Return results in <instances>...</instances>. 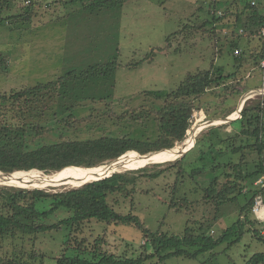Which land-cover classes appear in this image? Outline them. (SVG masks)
Listing matches in <instances>:
<instances>
[{"label":"rangeland","instance_id":"obj_1","mask_svg":"<svg viewBox=\"0 0 264 264\" xmlns=\"http://www.w3.org/2000/svg\"><path fill=\"white\" fill-rule=\"evenodd\" d=\"M91 1L34 0L37 6L35 17L30 22L11 25L4 20L0 24L1 95L61 80L54 92L34 96L27 104V122L43 127L44 134L40 139L43 145L127 135L143 141H154L158 135L157 113L165 104L164 99L158 96L166 97L180 86L187 75L208 70L213 65L222 66L225 75H232L242 56L248 59L253 52L263 51L264 48L262 24L256 27L252 22L250 26H243L244 22L254 19L253 0H238L228 11L227 7L232 0H111V5L102 7ZM24 4V0H0V17L7 19L10 15H23L28 10ZM255 9L259 10V16L261 13L264 15V0H258ZM225 11L228 13L225 19L213 26V19L210 18L213 17L212 12L222 15ZM236 50L241 51V54L237 55ZM112 62L116 64L112 73L95 77L83 74L92 66ZM247 63L241 67L238 80L229 83L227 88L210 90L196 101L202 110L194 112L187 139L204 123L227 117L234 120L215 124L213 127L216 128L209 135L203 136L201 133H207L213 127L205 128L196 136L194 145L185 151L189 150L185 162L188 171L198 167L194 164L200 154L196 146L207 150L213 141L216 144L222 137L237 133L238 126L231 123L242 119L241 113L237 115L240 106L243 109L246 103L264 98V71L251 59ZM5 109H2L5 114L0 120L3 118L15 124L21 123L19 114H15L10 107ZM230 110H234L233 113L225 115ZM125 113L128 114L123 118L127 119L119 121L118 117ZM70 115L73 118L67 120ZM202 116L200 123L198 120ZM83 119L87 122H79ZM49 128L54 131L49 132ZM199 138L204 141L197 145ZM183 153L169 160L146 161L137 167L129 166L115 171L120 173L148 166L151 167L148 169L155 171L152 165L180 160ZM132 154L146 156L137 152ZM122 157L100 167L115 163L120 165L123 163L121 160L133 156ZM85 168H70L52 175L31 171L42 175L26 177L21 174L30 172H16L7 176L0 173V186L8 185V181H11L9 186L56 192L113 175L80 183L72 177L75 173L70 174L80 171L86 173L92 169ZM260 178L253 183V187L247 185L238 202L222 208V217L209 230V235L217 239L240 216L243 223L241 227L238 226V230L242 229V234L238 237L239 231L233 233L231 241L238 237L233 244L220 243L215 249L194 259L170 258L158 264H247L254 255L264 254V223H256L252 213L241 212L246 204L244 194L252 189L261 191V186L257 185ZM206 179L201 176L195 184L189 172H184L179 178L177 194L172 191L175 185L173 176L168 181L143 182L140 184V192L132 199L111 197L109 203L124 214L135 211L134 214L141 218L143 226L155 234L181 236L187 227L198 229L204 223L205 184L201 181L204 183ZM149 189L153 190L147 192ZM171 195L176 201L187 199L195 201V204L180 211L174 207L169 208L167 201ZM67 216V212L61 211L47 222L55 223ZM244 217L249 222L245 223ZM96 222L94 220L86 225L81 236L86 237L90 243L89 249H93L97 234L103 240V249L115 255L123 256L128 244L137 251L142 250L139 249L142 245L148 244L145 234L134 226ZM88 229L95 232L91 233ZM62 236L51 232L8 239L0 242V256H20L27 260L34 258L32 262L36 264H56L55 258L62 252ZM156 261L151 260L147 264Z\"/></svg>","mask_w":264,"mask_h":264},{"label":"trees","instance_id":"obj_2","mask_svg":"<svg viewBox=\"0 0 264 264\" xmlns=\"http://www.w3.org/2000/svg\"><path fill=\"white\" fill-rule=\"evenodd\" d=\"M110 1L93 0L91 2L102 7L103 5H111L113 2ZM237 1L232 0L226 11L230 10L231 7L233 8V4ZM35 6L37 5L34 2L27 5L28 10L23 15H10L7 19L0 17V24L4 20L10 22L11 25H23V23L30 22L35 17ZM256 7L252 8L255 12L254 19L250 22H244V27L250 26L252 22L256 27L261 24L262 27L264 26V16L262 14L259 16V10H256ZM226 11L222 15H215L216 13L212 12L213 17L210 18L213 19V26L225 19L224 17L228 15ZM206 22H204L205 26ZM202 27L204 26L202 25ZM11 28L16 29L17 27ZM213 28L215 30V27ZM204 29L203 31H205ZM261 39L263 40V37ZM214 46H216L215 43ZM239 52L241 54V51ZM250 59L262 69L264 48L263 51L253 52L248 59L242 56L235 73L232 75H225L222 66L213 65L208 70L187 75L180 86L166 97L158 96V98L164 99L165 104L157 113L158 135L154 141H143L127 135L82 141L67 140L43 145L40 141L44 134L43 127L27 122V104L34 96L54 92L55 88L61 84V80L49 84H39L22 91L0 94V117L5 114H3L7 110L5 108L10 107L15 114H19L20 119L22 118L19 124L5 121L3 118L0 120V173L11 175L16 172H30L21 175H42L31 172L40 171L46 175H52L63 169L71 170L70 168L73 167L95 169L106 165V163H112L125 154L127 155L123 157L137 156L134 155L135 153L132 154L133 152L148 155L173 149L186 140L194 112L202 110L196 101L206 92L227 88L229 83L238 80L241 67L248 65L247 62ZM115 66L114 62L95 65L83 74L89 77L108 74L116 69ZM233 111L230 110L225 115L230 116ZM127 114L119 116L118 120H126L127 118H123V116L125 117ZM241 114L242 119L240 121L231 123L238 126L237 133L228 135L226 138L222 137L216 144L213 141L207 150H204V147L196 146L200 154L194 164L198 167H193L191 171L187 170L185 164L187 155H189L187 153L180 160L152 165L153 169H156L155 171L148 169L151 168L148 166L138 170L116 172L102 180L92 181L80 187H68L56 192L1 185L0 242L23 236H39L51 232L60 233L64 240L62 252L60 256L55 258L56 264H147L151 260H158L153 263L158 264V262L162 263L170 258L194 259L215 249L220 243L230 242V245L233 244L242 234V229L238 230V226L241 227L243 223L240 216L237 222L227 228L217 239L213 238V235H209V230L222 217L224 206L238 202L247 185L253 187V183L264 176V98L250 104L246 103ZM70 118H73V115L68 116L67 120ZM79 122L87 121L83 119ZM214 128L216 127L209 129L207 133H203V131L201 135H209ZM48 131L53 132L54 129L49 128ZM204 139L199 138L197 145ZM164 165L169 166L162 169L161 167ZM175 167L178 168L177 171ZM184 172H189L195 184L198 183L201 176L207 178L204 183L201 181L202 184H205V220L198 229L187 227L181 236H170L164 233L155 234L143 226L141 218L134 214L135 211L124 214L118 212L109 203L111 197L122 196L126 199H132L136 193L140 192V184L143 182L158 183L162 179L168 181L172 176L175 178L172 191L177 194L179 178ZM151 190L153 189H149L147 192ZM153 192L157 195L156 191ZM246 193L244 194L246 204L241 212L249 214L252 213L254 200L259 192L252 189ZM168 201L169 208L174 207L178 211L188 209L195 204V201H188L187 199L176 201L172 195L169 196ZM61 211L67 212L68 216L55 223L47 222L48 219ZM94 220L97 221L96 223L100 222L106 225L134 226L145 234L148 244L142 245L139 248H142L140 251L134 247L131 248V245L128 244L123 256L115 255L103 249V240L97 234L96 239H98L94 241L93 249H89L90 243L86 237L81 236L85 232L86 225ZM244 220L245 223L249 222L247 217H244ZM255 222L258 221L255 219ZM88 230L91 233L95 232L93 229ZM238 231L240 236L231 241L233 233ZM128 252L129 256H127ZM32 259L34 258L27 260L20 256L18 258L16 256L14 258L0 256V264H36L32 262ZM262 263H264V254L259 253L254 255L247 264Z\"/></svg>","mask_w":264,"mask_h":264},{"label":"bare ground","instance_id":"obj_3","mask_svg":"<svg viewBox=\"0 0 264 264\" xmlns=\"http://www.w3.org/2000/svg\"><path fill=\"white\" fill-rule=\"evenodd\" d=\"M250 96V95H249ZM242 105V104H241ZM241 111V106L240 108L238 109L237 111V115L240 116V112ZM203 119V116L202 118H200L198 120V122H200L201 120ZM230 120H234V119H231V118H227V119H224V120H217L216 122L214 121H210V122H207V123H204L202 125H200L196 132L194 134H192L183 144L179 145V146H176L174 149L168 151V152H165V153H152V154H148L146 156H133V157H128V158H125V160H121L123 161V163H119L120 165H117V163L115 164H112V165H107L106 167H97L95 169H92V170H89V171H85L86 173H82L81 171L80 172H72L70 174H74L72 177H75L77 178V182H87V181H90V180H95L97 178H101V177H105V176H108V175H111V174H114L115 172H118V171H115V170H119V169H122V168H125V167H129V166H138V165H142L143 163H146V161H161V160H169L171 159L173 156H178L180 155L181 153L185 152L191 145H194L195 143V138L196 136L198 135V133L200 132L201 129H203V127L205 126H209L210 124L212 125H215V124H218V123H227L228 121ZM201 123V122H200ZM198 126V125H197ZM194 132V131H193ZM178 148V149H177ZM177 149V150H176ZM173 150H176L175 152H173L172 154H170L168 156L169 153H171V151ZM189 151V150H188ZM152 155V156H151ZM160 155V156H158ZM175 156V157H176ZM150 157H152V159H150ZM134 167V168H136ZM114 170V171H113ZM113 171V172H111ZM109 173V174H108ZM107 174V175H106ZM59 175V174H58ZM64 175H68V174H64ZM24 176V175H23ZM57 176V175H55ZM26 177V176H24ZM66 179V178H64ZM62 180V179H61ZM66 180H69L66 179ZM40 181H43V182H46L45 179H40ZM8 185H11V181H8L7 183Z\"/></svg>","mask_w":264,"mask_h":264},{"label":"built area","instance_id":"obj_4","mask_svg":"<svg viewBox=\"0 0 264 264\" xmlns=\"http://www.w3.org/2000/svg\"><path fill=\"white\" fill-rule=\"evenodd\" d=\"M25 4L24 5H30L34 0H24ZM252 6H257L256 1L252 2ZM243 30H241L242 33ZM262 36L264 38V26L262 30ZM236 54H240L239 51H236ZM261 68L264 69V59L261 62ZM257 185L261 186V191L255 198L254 205L252 207V213L255 217V219L260 222L264 223V176H262L259 180ZM214 234V232H213Z\"/></svg>","mask_w":264,"mask_h":264},{"label":"water","instance_id":"obj_5","mask_svg":"<svg viewBox=\"0 0 264 264\" xmlns=\"http://www.w3.org/2000/svg\"><path fill=\"white\" fill-rule=\"evenodd\" d=\"M251 94V93H250ZM258 94V93H257ZM247 100V99H246ZM244 101V100H243ZM240 112H242V109H241V111ZM242 115V114H241ZM228 118V117H227ZM226 118V119H227ZM231 121V120H230ZM230 121H228V122H230ZM214 125H212V124H210L209 126H205V127H203V129H201L200 130V132L198 133V134H200L205 128H209V127H213ZM188 134V133H187ZM187 139V138H186ZM186 141V140H185ZM184 141V142H185ZM184 142H182L181 144H183ZM163 151V150H162ZM188 152V151H187ZM187 152H184L181 156H184ZM155 153V152H154ZM151 154V153H150ZM73 168H79L80 169V167H73ZM66 169V168H65ZM85 169H88V168H85ZM93 169V168H92ZM64 170V169H63ZM7 176V175H6ZM99 180H102V179H99ZM99 180H96V181H99ZM86 184V183H85ZM82 185H84V184H82ZM81 185V186H82ZM37 189V188H36Z\"/></svg>","mask_w":264,"mask_h":264},{"label":"crops","instance_id":"obj_6","mask_svg":"<svg viewBox=\"0 0 264 264\" xmlns=\"http://www.w3.org/2000/svg\"><path fill=\"white\" fill-rule=\"evenodd\" d=\"M253 1H256V4L258 5V0H253ZM256 7V6H255ZM262 14V13H261ZM264 16V15H263ZM190 148V147H189Z\"/></svg>","mask_w":264,"mask_h":264}]
</instances>
